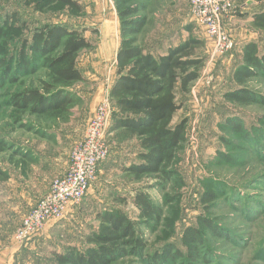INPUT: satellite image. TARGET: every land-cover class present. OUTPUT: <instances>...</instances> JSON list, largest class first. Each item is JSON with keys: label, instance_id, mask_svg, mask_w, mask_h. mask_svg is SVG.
I'll use <instances>...</instances> for the list:
<instances>
[{"label": "rangeland", "instance_id": "rangeland-1", "mask_svg": "<svg viewBox=\"0 0 264 264\" xmlns=\"http://www.w3.org/2000/svg\"><path fill=\"white\" fill-rule=\"evenodd\" d=\"M79 1L80 12L42 0H0V18L9 17L6 35L0 38V57L12 66L10 75L21 64L24 39H30L36 27L67 25L81 31L92 44L80 51L77 59L83 80L67 87L78 102L62 116L38 117L12 104L23 89L41 87V81L48 78L42 57H32L35 73L16 71L17 82L0 78V166L10 174L6 182L0 181V264H54V252L86 245V237L99 228L97 214L102 211L119 208L138 220L139 210L134 204V189L138 187L146 188L164 211L156 227L140 224L148 254L169 242L186 251L183 232L189 226L204 228L200 222L203 217L211 219L223 236H213L205 228L211 258L199 264H264V104L240 105L224 98L225 92L238 87L232 74L242 62L244 45L251 40L264 48V28L255 27L250 15L264 9V0H253L252 9L245 2L248 13L235 2L236 11L224 19L234 41V47L225 54L216 53L215 39L193 19L190 0L143 2L142 13L148 23L139 43L146 50L161 54L190 36L204 41L199 55L206 60L200 77L188 93H178L183 106L174 122L186 118L187 130L173 166L177 174L168 182L159 175L134 181L123 172L115 175L120 181L112 182L119 188H108L110 181H104L101 191L97 176L80 205L49 222L26 244L14 239L23 217L48 192L53 179L67 170L74 146L84 137L99 105L110 100L117 78L122 38L116 0ZM3 70L0 68V74ZM246 85L264 95L263 77L253 78ZM228 117L240 118L248 131L236 133L227 126ZM111 136L118 143L110 155L123 157L125 166L131 153L136 157L137 139L128 134ZM209 190L217 193L216 199L204 202ZM114 264L144 263L126 257Z\"/></svg>", "mask_w": 264, "mask_h": 264}, {"label": "trees", "instance_id": "trees-1", "mask_svg": "<svg viewBox=\"0 0 264 264\" xmlns=\"http://www.w3.org/2000/svg\"><path fill=\"white\" fill-rule=\"evenodd\" d=\"M42 1L48 5L66 6L76 12L82 10L79 0ZM145 1L149 0H116L122 39L117 52V78L110 91L113 112L108 140L112 150L118 141L114 142L111 134L115 137L128 134L137 139L133 153L138 161L123 168L134 181L159 175L163 182H168L177 174L173 166L177 152L186 140L187 119L174 122L176 113L183 106L178 93H188L200 77L206 60L199 55L204 41L190 36L183 43L169 47L164 54L146 50L139 43V35L148 23L147 16L142 13ZM247 1L235 0L242 6ZM8 18H0V38L6 35ZM252 18L255 27L264 28V9L255 12ZM91 46L81 31L67 25L55 23L36 27L31 38L24 39L21 64L13 71L35 73L32 57L39 56L45 60L42 64L47 68L48 78L41 81V87L23 89L12 100L15 108L38 117L66 114L78 102L77 96L67 87L83 80L77 66L79 53ZM241 59L232 74L238 87L225 92L224 98L240 105L264 104V95L246 85L253 78H264V48L260 49L256 41H249L243 47ZM11 67L5 57H0V68L4 69L0 78L17 82L19 78L14 72L10 75ZM227 126L236 133L248 131L238 117H228ZM9 178V172L0 166V181L6 182ZM216 195L213 190L206 191L203 201H213ZM134 204L139 210L138 220L119 208L99 212V228L86 237V245L82 248L73 245L54 252V264H114L126 257L137 258L144 264L210 262L205 228L213 236H223L211 219L200 217L204 228L189 226L184 230L182 241L187 245L186 251L169 242L148 254L147 239L140 224L156 227L163 219V207L155 203L143 187L134 189Z\"/></svg>", "mask_w": 264, "mask_h": 264}, {"label": "built area", "instance_id": "built-area-1", "mask_svg": "<svg viewBox=\"0 0 264 264\" xmlns=\"http://www.w3.org/2000/svg\"><path fill=\"white\" fill-rule=\"evenodd\" d=\"M236 11L234 0H190V13L205 33L215 39L217 54H225L234 41L224 26V19ZM113 106L110 100L99 105L84 137L72 150L67 170L56 176L48 190L23 217L14 233L20 244L41 234L49 222L61 219L72 206L80 205L91 184L97 179L99 166L110 156L108 128Z\"/></svg>", "mask_w": 264, "mask_h": 264}, {"label": "crops", "instance_id": "crops-1", "mask_svg": "<svg viewBox=\"0 0 264 264\" xmlns=\"http://www.w3.org/2000/svg\"><path fill=\"white\" fill-rule=\"evenodd\" d=\"M255 1H253V0H249V1H247V3L249 4V6H251L253 3H254ZM257 2V1H256ZM245 11H246V13H248V12H250L249 11V9H252L253 8V6H251L248 10L245 8V5L243 4V7H242ZM253 12V11H252ZM255 13V12H254ZM254 13H251L250 12V15L252 16ZM251 41V40H250ZM167 52V50L164 52V53H166ZM164 53H161V54H164ZM128 155H130V154H128ZM133 155H132V153H131V157H130V162H128L127 164H125V166H129L132 162H137L138 160L136 159V157L135 158H133L132 157ZM121 159H123V157H121V156H119V157H115L114 155H113V153H112V155H110L109 156V158L105 161V162H103L101 165H100V167H99V171H98V182H100L99 183V186L100 187H98V189L101 191V190H104V187H105V185H104V181H110L109 182V185L110 186H108L107 185V187L108 188H119V187H116V185H114V184H112V182L113 181H120L119 179V177L120 176H115V175H117V174H121V173H123L124 171H122L123 170V168L125 167V166H123L122 165V163H121ZM125 161H126V159H124ZM125 173V172H124ZM104 186V187H103ZM107 188V189H108ZM100 191H99V193H100Z\"/></svg>", "mask_w": 264, "mask_h": 264}]
</instances>
